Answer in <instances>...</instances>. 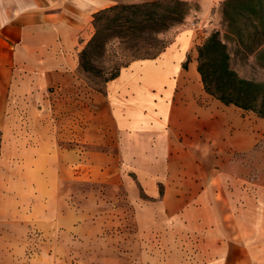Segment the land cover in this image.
<instances>
[{"label":"crops","instance_id":"0c3cea01","mask_svg":"<svg viewBox=\"0 0 264 264\" xmlns=\"http://www.w3.org/2000/svg\"><path fill=\"white\" fill-rule=\"evenodd\" d=\"M122 1L0 0V166L20 172L16 185L47 178L49 196L60 202L63 170L81 161L56 141L51 90L63 88L64 78L79 67V52L94 35L95 14ZM196 43L195 31L182 30L158 57L135 60L111 80L121 155L144 181L164 185L162 212L173 195L181 205L169 215L198 220L196 230L189 228L200 236L190 264H264V184L249 189L240 180L230 190L233 180L221 173L227 152L221 143L200 141L198 132H206L201 126L222 110L205 96ZM189 56L193 61L185 68ZM205 200L213 204L207 211L182 205Z\"/></svg>","mask_w":264,"mask_h":264},{"label":"rangeland","instance_id":"374dc122","mask_svg":"<svg viewBox=\"0 0 264 264\" xmlns=\"http://www.w3.org/2000/svg\"><path fill=\"white\" fill-rule=\"evenodd\" d=\"M146 1L153 0L121 3ZM184 1L192 9L183 23L160 35L159 44L168 47L182 30L191 29L196 34L194 54L198 57V47L211 33L218 30L225 36L224 0ZM126 45L109 40L103 53L89 57L88 69L81 65V49L79 67L64 78L63 88L51 90L56 141L63 150L79 154L81 161L78 165L75 159V164L63 170L66 177L60 202L49 196L47 178L34 179L33 186L29 180L16 185L20 172L0 166V264H190L196 258L200 236L189 228L196 230L198 220L174 218L181 204L173 195L166 213L162 212L164 185L144 181L121 155L109 83L113 74L131 62L151 58L146 52L133 57ZM230 51L231 66L240 76L264 82V65L244 51L236 53L233 43ZM191 61L189 56L187 65ZM205 96L220 104L222 111L213 112L201 126L206 132H198L200 141L221 143L227 152L221 155L227 168L221 173L233 180L229 189L236 191L240 180L249 189L254 183L264 184V117ZM2 141L0 132V157ZM238 143L244 149L234 151L232 144ZM201 157L209 162V156ZM167 173L173 176L174 171ZM204 174L207 177L211 172ZM199 189L187 186L188 191ZM182 205L207 211L213 204L205 200Z\"/></svg>","mask_w":264,"mask_h":264},{"label":"trees","instance_id":"16d2710c","mask_svg":"<svg viewBox=\"0 0 264 264\" xmlns=\"http://www.w3.org/2000/svg\"><path fill=\"white\" fill-rule=\"evenodd\" d=\"M191 9L184 0H153L101 10L94 17V35L80 53L81 65L88 69L89 57L103 53L109 40L126 43L133 57L141 52L158 57L166 47L159 44L160 35L183 23ZM222 16L225 36L216 30L198 47L197 70L204 90L224 105L264 117V82L240 76L231 66L230 51L233 43L236 53L244 51L264 65V0H224Z\"/></svg>","mask_w":264,"mask_h":264}]
</instances>
